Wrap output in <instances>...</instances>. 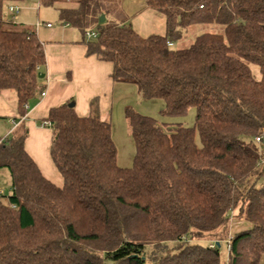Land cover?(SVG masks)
I'll list each match as a JSON object with an SVG mask.
<instances>
[{
  "label": "trees",
  "instance_id": "trees-1",
  "mask_svg": "<svg viewBox=\"0 0 264 264\" xmlns=\"http://www.w3.org/2000/svg\"><path fill=\"white\" fill-rule=\"evenodd\" d=\"M16 1L0 0V92L16 93L22 120L46 54L35 30L8 19L5 7ZM70 1L75 7H61L59 18L80 31L87 56L111 62L114 82L162 100L166 116L195 109V124L126 108L135 156L121 167L97 98L86 117L69 103L53 107L43 121L51 123L59 187L27 152L22 122L0 143V169L12 179V194L0 197V264H222L219 244L195 241L205 235L230 240L228 264H262L264 0H146L166 20L165 35L147 37L112 0ZM201 24L223 30L173 48ZM90 29L98 37L86 40ZM231 221L252 226L229 234Z\"/></svg>",
  "mask_w": 264,
  "mask_h": 264
},
{
  "label": "crops",
  "instance_id": "crops-1",
  "mask_svg": "<svg viewBox=\"0 0 264 264\" xmlns=\"http://www.w3.org/2000/svg\"><path fill=\"white\" fill-rule=\"evenodd\" d=\"M122 6L123 12L129 18L128 22L141 36L165 35V17L148 9L146 0H124ZM9 7L6 11L8 19H12L22 27L35 30L34 27L22 22L23 19L11 12ZM47 24L51 23L47 22L42 25L43 29L47 30L46 33L35 30L44 45L46 64L39 69L38 90L28 104L27 116L22 120H16V93L11 90L0 92V143L3 138L11 136L22 122L25 123L30 133L25 144L27 152L48 180L59 187H63L64 179L50 159L52 134L49 142L44 140L43 135L45 134H41L45 127L43 119H46L51 108L73 102L78 115L86 117L91 113L90 104L92 100L97 98L100 116L102 120L111 123L113 139L117 146L114 123L117 121L119 127L127 120L124 116L123 122L121 111L127 103L124 99L128 93H132L134 97L139 96L148 103L159 102L163 109L164 102L142 98L138 88L133 84L114 82L111 78L113 64L98 60L95 56H87L85 40L77 28L64 24L62 29L53 31L54 26L51 24V27H47ZM43 91H46L45 97L41 95ZM115 110L120 113L115 114ZM9 119L12 120L13 126L8 121ZM32 133H36L34 138H32ZM129 135L131 136V133ZM133 145L135 147L134 140ZM134 156L132 160L126 159L124 162H119L118 158L117 162L121 167H131ZM7 174L5 169H0V181L9 180L10 177ZM234 226H240V224L236 223ZM195 241H209L210 246L214 243L211 238L203 237L195 239Z\"/></svg>",
  "mask_w": 264,
  "mask_h": 264
},
{
  "label": "rangeland",
  "instance_id": "rangeland-1",
  "mask_svg": "<svg viewBox=\"0 0 264 264\" xmlns=\"http://www.w3.org/2000/svg\"><path fill=\"white\" fill-rule=\"evenodd\" d=\"M123 1L124 0H112L114 6H116L119 10L123 11ZM75 2L70 0H60L59 2H56L52 6H43L39 3V0H18L14 3H10L9 5H6V11H8L9 6H18L19 12H15L16 16L22 18V22L28 24V26L34 27V29L37 31H41L45 33L47 32L46 29H43V23H51L54 28L53 31L57 29H62L64 24L61 23L59 18V10L61 7H75ZM223 27L220 25H195L193 27H190L184 34V37L179 41L175 43L174 49L179 48H187L189 47L196 39L197 36L200 34H203L205 32H211V33H220L222 32ZM89 32H95L94 29L88 30ZM49 32V31H48ZM86 40H92L85 37ZM254 74L257 78H260L259 69L255 66H253ZM15 93V92H14ZM126 105L122 107L121 111V117L124 122L125 119V109L126 108H132L135 111L139 112L142 115L152 117L156 119L160 123H166V124H181L186 127H193L195 124V109H190L188 113L184 116H175V117H169L163 114V106L159 104V102L154 103H148L143 101L139 96L134 97L132 93H128L124 99ZM158 101V100H156ZM136 106V107H135ZM119 111L115 110L114 113L118 114ZM120 113V112H119ZM12 126V120H8ZM128 121L126 120L122 126L117 125L114 123V128L116 132V140H117V149L119 152V155L117 157V160L119 158V162H124L126 159H133V156L135 154V147L133 145V140L131 136L129 135L130 129L127 126ZM44 130L41 132L43 135L44 140L49 142L51 137V128L50 127H44ZM128 129V130H127ZM30 134V133H29ZM36 136V133H32V138ZM6 138V137H5ZM4 139V138H3ZM2 139V140H3ZM197 144L198 146H201V141L199 138V135L197 136ZM260 149H264V141L262 143L258 144ZM130 147V148H129ZM51 159V158H50ZM53 162V161H52ZM133 164V162H132ZM54 167L55 164H54ZM123 167V166H122ZM5 169V168H3ZM7 175H9L10 179L5 181H0V190H3L4 196H9L12 193V179L10 176V173L7 169ZM240 220V219H236ZM247 226H244L243 223H241L240 226H234L236 224L232 223V221L229 224L228 232L229 234H234L237 231H240L242 229L250 228L252 225L249 222H246ZM203 238H211L209 235H205ZM195 239H200V237H195ZM204 246H210L209 241H203L201 242ZM215 244H219L220 248V258L222 264H228V258H229V251H228V245H227V239H223L221 241L215 242ZM171 245V244H170ZM262 264H264V257L262 258Z\"/></svg>",
  "mask_w": 264,
  "mask_h": 264
},
{
  "label": "built area",
  "instance_id": "built-area-1",
  "mask_svg": "<svg viewBox=\"0 0 264 264\" xmlns=\"http://www.w3.org/2000/svg\"><path fill=\"white\" fill-rule=\"evenodd\" d=\"M9 10L11 11V12H19V7H17V6H10L9 7ZM52 25L51 24H47V27H51ZM85 37H87L88 39H95V38H97L98 37V32L97 31H95V32H89L88 30L85 32ZM173 44L172 43H169V46H172ZM42 97H45L46 96V91H43L42 92ZM43 125L45 126V127H51V123L49 122V121H46V122H44L43 123ZM260 139L261 138H257V141H260ZM3 192L4 191H2V190H0V197L1 196H3ZM216 244H215V242L213 243V245H211L212 247L213 246H215ZM227 245H228V251H229V249H230V240L228 239L227 240Z\"/></svg>",
  "mask_w": 264,
  "mask_h": 264
},
{
  "label": "water",
  "instance_id": "water-1",
  "mask_svg": "<svg viewBox=\"0 0 264 264\" xmlns=\"http://www.w3.org/2000/svg\"><path fill=\"white\" fill-rule=\"evenodd\" d=\"M105 21V16L104 15H102L101 16V19H100V22H104ZM69 107H74V103L73 102H71V103H69ZM218 246V245H217Z\"/></svg>",
  "mask_w": 264,
  "mask_h": 264
}]
</instances>
